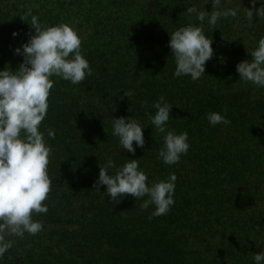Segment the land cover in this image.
Segmentation results:
<instances>
[{
  "label": "trees",
  "instance_id": "obj_1",
  "mask_svg": "<svg viewBox=\"0 0 264 264\" xmlns=\"http://www.w3.org/2000/svg\"><path fill=\"white\" fill-rule=\"evenodd\" d=\"M204 3L0 0V70H15L23 61L15 48L35 34L21 19L29 8L43 26L71 25L92 69L78 85L52 77L40 126L53 150L48 211L33 215L43 225L39 233L6 237L14 243L0 264H256L255 254L264 251V87L241 80L236 66L253 59L264 18L254 14L249 23L250 0H221L223 10H238L237 17H221L215 26L202 22L214 49L205 75L196 81L175 77L170 35L189 24L201 26L186 10L194 4L211 12V0ZM260 6L264 0H256ZM160 96L172 105L166 128L188 133V152L174 165L158 157L164 134L150 121ZM210 112L230 123L210 124ZM121 116L144 127V147L133 142L134 154L112 134V122ZM109 158L111 174L138 159L149 186L175 173L169 212L148 219L155 205L142 210L147 197L126 195L118 202L106 186L94 190L99 163Z\"/></svg>",
  "mask_w": 264,
  "mask_h": 264
},
{
  "label": "clouds",
  "instance_id": "obj_2",
  "mask_svg": "<svg viewBox=\"0 0 264 264\" xmlns=\"http://www.w3.org/2000/svg\"><path fill=\"white\" fill-rule=\"evenodd\" d=\"M250 2L252 7L246 8V18L251 24L254 14L264 18V6L257 9L256 0ZM206 3L208 0H205ZM211 4V12L194 4L188 6L186 12L194 14L201 26L189 24L170 35L169 47L176 64L175 77L185 75L196 81L205 75V64L214 55L213 40L205 35L202 27L205 19L209 25L215 26L221 17H237L238 10H223L221 0H211ZM21 19L30 24L35 34H30L26 43L15 48V53L23 56L18 68L8 70L5 67L0 70V257L14 243L6 237L22 239L25 233H39L43 225L34 220L33 215L48 211L44 202L52 190L48 166L53 150L40 126L47 115L48 97L54 87L52 77H60L78 85L92 72L89 62L81 54L82 39L71 25L60 23L43 26L30 8ZM17 34L15 31L12 33L13 36ZM250 53L253 57L251 61L243 60L236 66L239 77L245 82L264 87V37ZM132 95L131 91L124 92L128 98ZM152 107L156 113L150 116L151 124L164 134V146L159 150L158 157L165 164L174 165L188 152V133L176 134L166 128L172 105L163 96ZM207 119L212 125L230 123L218 112H210ZM112 125V134L119 138L123 149L134 154L136 149L133 142L140 148L144 147V127L139 120L121 116L115 118ZM47 136L55 139L54 130L48 129ZM114 167L111 158L103 165L99 163V176L94 181V190L100 192L101 186H106L108 197L118 202L126 195L136 199L147 197L140 205L141 209L155 205L148 219L169 212L175 203V173L149 186L148 176L140 169L138 159H129L116 169L115 174H111L109 170ZM254 260L256 264H264V251L256 253Z\"/></svg>",
  "mask_w": 264,
  "mask_h": 264
}]
</instances>
